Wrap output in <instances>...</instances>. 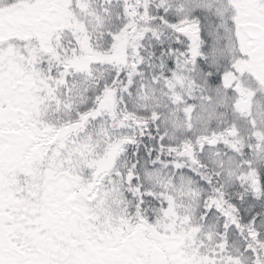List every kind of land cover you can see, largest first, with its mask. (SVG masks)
<instances>
[{"label": "snow or ice", "instance_id": "snow-or-ice-1", "mask_svg": "<svg viewBox=\"0 0 264 264\" xmlns=\"http://www.w3.org/2000/svg\"><path fill=\"white\" fill-rule=\"evenodd\" d=\"M0 264H264V0H0Z\"/></svg>", "mask_w": 264, "mask_h": 264}]
</instances>
